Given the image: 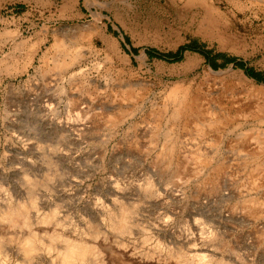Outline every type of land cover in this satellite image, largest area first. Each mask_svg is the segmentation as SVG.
<instances>
[{
    "label": "rangeland",
    "instance_id": "rangeland-1",
    "mask_svg": "<svg viewBox=\"0 0 264 264\" xmlns=\"http://www.w3.org/2000/svg\"><path fill=\"white\" fill-rule=\"evenodd\" d=\"M255 5L0 0V225L17 209L43 240L57 233L93 245L101 226L111 233L123 189L132 234L113 235V249L123 237L130 251L142 253L195 225L212 226L228 257L264 264V179L247 181L240 167L247 158L237 151L264 137V120L237 115L245 105L264 117L255 108L264 99V14ZM208 7L212 16L204 14ZM58 41L65 52L57 51ZM76 53L65 70L54 68ZM123 92L134 97H113ZM205 98L217 116L229 108L232 122L199 136L198 104ZM163 189L175 196L159 200L154 192ZM19 227L17 236H26ZM92 258L86 264H95Z\"/></svg>",
    "mask_w": 264,
    "mask_h": 264
},
{
    "label": "bare ground",
    "instance_id": "bare-ground-1",
    "mask_svg": "<svg viewBox=\"0 0 264 264\" xmlns=\"http://www.w3.org/2000/svg\"><path fill=\"white\" fill-rule=\"evenodd\" d=\"M194 0H184V6L191 4ZM256 2L254 9L264 14V0H253ZM203 0H201V3ZM207 4V3H206ZM262 5V6H260ZM209 6V5H207ZM206 6V7H207ZM206 16H212L213 10L208 7L204 10ZM209 22L212 19H208ZM210 24V23H209ZM89 37V36H88ZM57 51L65 52V44L63 41L57 42ZM78 53L74 55H64L65 58H60L56 61L55 69L65 70L67 67L72 65L76 59H78ZM55 63V62H54ZM213 73V72H212ZM246 90V89H245ZM248 94L250 91L247 90ZM113 97L124 102L128 99L134 97L132 93H121L120 96L114 95ZM113 98L112 102H116ZM204 99V103L198 104V113L200 112L199 124L197 122L196 133L199 136H204L207 134V130H217L223 129L224 126L229 125L232 122V113L228 108L227 112H223L224 109H220V115L217 116L213 111L208 108L207 103ZM220 104V103H219ZM222 105V104H221ZM115 107V106H114ZM111 106H108L110 109ZM226 109V106H224ZM258 111L264 110V99L263 104H258L255 107ZM237 115L241 118L259 121L264 120L263 115L252 114L248 111V108L244 105L237 109ZM248 144V145H247ZM255 145L256 151H251V145ZM238 155L245 156L247 159L240 163L241 169H245L247 172V181L255 186L259 180L264 179V161H258L261 158V153L264 152V137H256L252 142L240 143L237 148ZM196 159L201 163L205 162L201 160L200 157L196 156ZM169 160L174 163L175 159L169 155ZM250 160L254 161V165H251ZM177 168H179V163H177ZM176 178H179L178 171L175 173ZM148 190L153 191L152 183L149 184ZM122 191V192H121ZM151 192V191H150ZM159 200L165 201L167 198H173L175 195L169 193L168 190L163 189L161 192H154ZM120 198H117L114 203H120L121 214L118 217L110 219V224L112 227L111 233L103 231V227L98 230L95 244L90 245L85 242L79 241H68L61 239V236L57 233L51 235L50 240L46 241L39 236L40 233L34 229L30 224V221H26L23 216V212L17 209L8 210L6 215H3L2 220L6 222L0 225V255H2L3 261L1 264H86L89 258L94 257L95 264H134L133 261L126 257L138 258L142 256L145 260H154L152 264L160 263H170V264H242L237 258H231L226 255L221 247L216 243L217 233L214 227H201L195 225L189 232H184L179 236H172V240L168 245L163 243H158L154 247H149L146 251L142 253H136L133 250L130 251L128 247L123 244L124 238L119 237L115 242L118 249H113V246H109V239L115 235L119 234L126 237L130 232L128 215L124 210V205L120 199H125L123 195V189L119 191ZM254 204V203H253ZM100 212L104 216L105 206L101 202ZM251 206L252 202H251ZM254 210V209H253ZM25 215V214H24ZM225 215H221V220H226ZM23 221V222H22ZM22 224H19L21 223ZM168 221H164L159 226L164 229L167 227ZM19 226H24L28 233L26 236H17V231ZM7 241V242H6ZM136 249V248H134ZM127 254H129L127 256ZM22 256L21 261L16 260V258ZM120 257V260L117 258ZM126 258V259H125Z\"/></svg>",
    "mask_w": 264,
    "mask_h": 264
},
{
    "label": "trees",
    "instance_id": "trees-1",
    "mask_svg": "<svg viewBox=\"0 0 264 264\" xmlns=\"http://www.w3.org/2000/svg\"><path fill=\"white\" fill-rule=\"evenodd\" d=\"M189 49H191V48H189ZM191 50L196 51V49H191ZM202 55L205 56V57H209V55L207 53H204V52H202ZM219 57H221V56H219ZM223 58H225V57H223ZM225 60H226V63H228V62H234V63H236L235 60L226 59V58H225ZM236 65L238 67H240V68H244V65L243 64L237 63ZM245 71H246V73H247V75L249 77L255 79L257 82H262L263 81L261 74H256L252 70H245Z\"/></svg>",
    "mask_w": 264,
    "mask_h": 264
}]
</instances>
